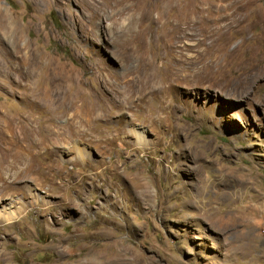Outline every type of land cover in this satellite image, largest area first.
<instances>
[{"label":"rangeland","instance_id":"374dc122","mask_svg":"<svg viewBox=\"0 0 264 264\" xmlns=\"http://www.w3.org/2000/svg\"><path fill=\"white\" fill-rule=\"evenodd\" d=\"M229 1L0 0V118L30 113L32 134L44 143L45 130L68 124L63 107L78 91L93 107L98 138L64 141L60 175L51 176L52 156L22 141L27 155L37 154L34 173L16 177L18 164L17 182L3 186L0 264H77L119 253L130 264H264V55L257 30L247 27L264 0L226 33L234 56L224 58ZM175 2L191 10L172 9ZM184 19L193 26L191 43L201 41V64L216 76L192 78L185 59L196 51L184 50L186 78L173 88L164 44ZM254 54L262 66L254 76L223 82L222 64L233 71ZM36 56L56 77L72 76L60 102L50 103L59 81L24 74ZM148 79L154 92L132 95L125 108L132 80ZM47 82V103L28 101L30 86ZM11 129L4 124V135Z\"/></svg>","mask_w":264,"mask_h":264},{"label":"bare ground","instance_id":"6f19581e","mask_svg":"<svg viewBox=\"0 0 264 264\" xmlns=\"http://www.w3.org/2000/svg\"><path fill=\"white\" fill-rule=\"evenodd\" d=\"M254 5H255L254 0H230L228 2V4L222 5V12H225L224 14H222V19H224V23L222 24V57L228 58V57L234 56L233 52L229 53L226 50V45H225L227 43L226 42V40H227L226 39V36H227L226 33L229 30L235 29L237 26H239L240 24L245 22L246 17L248 16L247 13L256 11V9H254ZM170 6L172 9H177L178 11L180 9L191 10V7H192V6L190 7V5L183 4L182 2H181V8H179V6H180L179 2L172 3ZM248 23L249 24H247V27L250 26V29L253 28V30L254 29L257 30V34L253 38L257 41V44H259V46L262 50V54L264 55V9L261 10L260 13L257 12L256 15H254L253 21L250 19V21H248ZM192 27L193 26L189 22L188 19H184L180 22L175 23L174 26L171 27L170 33L167 35L168 40L164 44L166 56L169 58V60L166 63L165 77H166L168 85L173 87V88H179V83L183 79L186 78V76L184 74L185 70L180 63L181 59L179 60V58H181V54L184 53V50L196 51L197 49H199L198 44L201 41H196L195 43H191V41H190L191 39L194 38L193 37L194 31H193ZM195 35H197V33ZM199 36H201V35H199ZM206 39H207V37H206ZM207 42H208V40H207ZM205 43H203L204 46H205ZM208 45H209V43H208ZM216 46H218V45H216ZM190 53L192 54L193 52H190ZM197 53L198 52L196 51L195 55L190 54V57L188 56L185 59L186 61H189L190 58L192 59V61L189 62L190 67L184 66V67L190 69L192 78L202 79V76H203L204 78L209 79L212 76H216L215 75L216 73L213 72L212 70H210L211 67L208 68L206 65L203 66L201 64L200 58L197 55ZM32 59L35 62L30 63L28 68L25 70L24 74L26 76L31 77V79L34 78V76L38 75L39 77H42L43 81L48 80V81H50L51 84L52 83L54 84L55 81H59L60 82V83H58L59 84V92L56 91L55 93L57 94V96L50 98V103L54 104V103L60 102V100H61L60 94L62 93L65 85L66 84L68 85L69 81L73 80L72 76L64 74L65 77H59L58 78L52 73L50 64L48 66L43 65L42 62L39 61L38 56L32 57ZM213 61L214 60H212V62ZM258 61H259V59H257V54H254L252 57H250L249 59H247L246 61L241 63V64H243V66L240 65L239 69H236L233 71L225 70L224 65L222 64V78L221 79L223 80V82H224V80L227 82L231 81L234 84H236L237 81L240 82L241 80H243V82H244L245 79H249V77H252L257 73L256 72L257 68L262 67V66H260ZM37 65H43L44 70L41 73H39ZM216 69H218V68H216ZM201 74H202V76H201ZM36 80H37V78H36ZM76 80L78 81V79H76ZM77 81H75L76 85H78V83H79ZM45 85H46V88L41 87L39 89L35 86H30L31 87L30 91H29L30 97H29L28 101L34 102L35 104H39V103L41 104L43 102L47 103V100L50 97V92H52V89L50 90V88H47V85H49V82H47ZM130 85H131V82H130ZM150 85L152 86L151 80H149L146 83H143L141 85H139V83H136V81L132 80V85H131L132 89H131L129 100H128V102H126L125 108H128L131 106L130 101H132V95H139V97L142 98L144 95L143 94L144 91L148 90V89L150 90L151 93H153L154 87H150ZM55 89H54V91H55ZM129 90H130V88H129ZM64 91H65V89H64ZM80 95H79L78 91L77 92L75 91L74 94L70 95L69 102L67 104L66 109H65V107H63L64 110H63L62 114H65L67 116V121H68V124L66 125V127H61V128L58 127L59 128L58 131L53 129V128L51 129L50 127H49L50 129H48V131L45 130L46 132H45L44 138L47 140V141H45L47 143H45V142L40 143V142L36 141L34 135L32 134L35 131L34 129H36L37 127L35 128L32 125V123L34 122V118L32 115H30V113L29 114H27V113L26 114H19L17 116L16 115H8L7 113H4V112L2 113V118H0V183H1L0 184V197L1 198L5 195V193L2 191L3 186L9 185V184H15L17 182L15 178H12V176L14 177V170L18 164L22 165V169H19L17 171L16 177L21 176L22 178H26L28 176L33 175V173H34L32 162H33V159L35 158V156L37 154L33 153V154L27 155L24 151L25 146L23 145L22 141H29V143L34 142V144L37 145V148L39 149V151H41L43 149L52 156L51 161H50V165L45 168L47 170V171H45V173H47L49 176L60 175L61 170L59 168L60 159L58 157L59 156L58 151H60V145H62V143L64 141L71 139L73 141L79 142L80 140L88 139L89 141H94V143L98 142V138L95 135V129L90 128V124L93 121V115L91 114V108H93V107L92 106L88 107V105H86L84 102H82L83 100L81 99ZM161 95H162V99L165 101L166 97L168 96L167 93L165 92ZM52 96H54V95L52 94ZM160 102L164 103L161 100H160ZM61 106H63V105L61 104ZM49 116H51V114ZM3 123L4 124L7 123L8 125H10L12 127V129L15 130L14 134H12L10 137L4 135V133H3L4 124ZM47 126H48V124H47ZM69 131H71V132L69 133ZM43 134H44V132H43ZM111 139H113V137L106 136V140H111ZM41 144L43 146H40ZM18 147H19V149L21 148L22 151L17 149ZM8 179H12L10 183L8 182ZM221 212H222V210H221ZM12 217L8 216V217H6V220L9 221ZM56 250H57V253L59 256L58 258H61L62 253H61L59 247H57ZM77 264H130V260L126 256H124L120 253L117 256H115L114 258H110V257L108 258L107 256H104V255L101 256V255L95 254L90 259H88L87 261L78 262Z\"/></svg>","mask_w":264,"mask_h":264}]
</instances>
